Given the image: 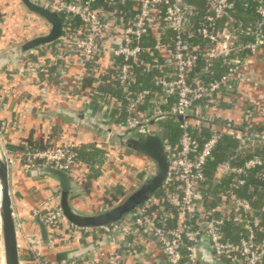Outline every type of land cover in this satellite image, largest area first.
Wrapping results in <instances>:
<instances>
[{
  "label": "built area",
  "instance_id": "obj_1",
  "mask_svg": "<svg viewBox=\"0 0 264 264\" xmlns=\"http://www.w3.org/2000/svg\"><path fill=\"white\" fill-rule=\"evenodd\" d=\"M30 1L56 12L62 29L52 42L9 51L24 78L52 68L62 99L72 104L65 77L75 67V82H89L82 87L84 110L94 111L88 103L96 95L107 101L91 120L107 129L103 142L116 137L126 145L129 137L155 134L167 161L159 188L111 223H71L60 190L53 193L37 214L46 238L24 236L36 264H77L41 257L44 241L52 242L63 223L84 235L120 236L135 251L141 240L159 245L160 264H264V82L250 71L264 46V0H129L123 8L118 3L125 0ZM256 111L261 119L254 121ZM167 121L178 127L175 141L163 133ZM228 139L235 141L231 151L211 164ZM79 146L67 141L25 149L24 170L51 166L69 174ZM133 151L151 164L146 180L155 163Z\"/></svg>",
  "mask_w": 264,
  "mask_h": 264
},
{
  "label": "crops",
  "instance_id": "obj_2",
  "mask_svg": "<svg viewBox=\"0 0 264 264\" xmlns=\"http://www.w3.org/2000/svg\"><path fill=\"white\" fill-rule=\"evenodd\" d=\"M48 26V21L28 10L22 0H0V56L45 33ZM10 57H0V155L10 157L9 190L20 264H36L37 258L26 248L24 236L41 232L37 214L44 212L60 186L57 178L39 172V168L24 170L25 149L55 148L71 141L100 150L92 159H77L69 172L72 187L69 204L83 214L102 212L131 192L147 176L151 164L116 137L109 143L103 142L107 129L91 120L98 118V112L105 111L107 101L96 95L88 103L94 111L84 110L87 103L81 96L82 87L89 82L84 80L82 85L75 82L71 77L77 71L75 67H70L65 77L68 90L74 94L73 103L68 104L61 97L52 68L36 78H24L19 72L21 63ZM250 71L256 80L264 82V46L257 51ZM240 90L249 96L260 95L259 90L245 87ZM224 114L235 119L238 115L233 110ZM258 119L261 116L256 111L254 121ZM129 244L120 236L84 235L80 229L63 223L57 237L52 242L44 241L40 252L49 263L75 258L77 264H160L159 245L141 240L135 251Z\"/></svg>",
  "mask_w": 264,
  "mask_h": 264
},
{
  "label": "water",
  "instance_id": "obj_3",
  "mask_svg": "<svg viewBox=\"0 0 264 264\" xmlns=\"http://www.w3.org/2000/svg\"><path fill=\"white\" fill-rule=\"evenodd\" d=\"M22 2L28 10L45 18L51 26L47 34L27 40L19 49L25 51L37 47L42 43L56 40L62 29L60 16L56 12L32 3L30 0H22ZM10 55L11 52L7 51L0 57L8 59ZM125 143L129 148L151 158L155 163L156 170L152 175H149L140 186L133 190L125 200L102 212L83 214L73 210L69 204V194L72 187L68 172L51 166H43L38 169L41 173L52 175L57 178L60 186V204L64 215L71 223L78 226H99L117 221L124 214L131 211L136 205L146 200L162 184L167 173V161L160 136L148 134L141 138L129 137ZM38 224L43 238H46V228L44 224L42 221H39ZM0 238L3 264H20L16 224L9 190L8 164L2 155H0Z\"/></svg>",
  "mask_w": 264,
  "mask_h": 264
},
{
  "label": "trees",
  "instance_id": "obj_4",
  "mask_svg": "<svg viewBox=\"0 0 264 264\" xmlns=\"http://www.w3.org/2000/svg\"><path fill=\"white\" fill-rule=\"evenodd\" d=\"M190 2L193 3H198L200 4V2L198 0H189ZM129 6V0H125V1H121L120 3H118V7H126ZM240 6V5H238ZM248 12V11H247ZM248 16V15H247ZM244 21L246 22L249 17L247 18H243ZM35 58V56L33 57ZM162 126V130L164 135L170 137V139L172 141L176 140V136L178 134V127L175 123L173 122H164L161 124ZM234 140L232 139H228V140H223L219 146H218V150L216 151V155L214 157V159L212 160L211 164H215L216 162L222 160L224 157L227 156V154L231 151L233 145H234ZM88 148H91L88 150ZM76 151V159H82V160H89L94 158L95 156L100 154V150L97 148H93L91 147V145H81L79 147H77L75 149ZM264 187V184H263Z\"/></svg>",
  "mask_w": 264,
  "mask_h": 264
},
{
  "label": "rangeland",
  "instance_id": "obj_5",
  "mask_svg": "<svg viewBox=\"0 0 264 264\" xmlns=\"http://www.w3.org/2000/svg\"><path fill=\"white\" fill-rule=\"evenodd\" d=\"M144 181H145V179H144L142 182H140V184H139L138 186H140ZM138 186H137V187H138ZM131 192H132V191H131ZM131 192H128L125 196H123L122 198H120V200H118V201L114 202L112 205L108 206V208H107L106 210H108V209H110L111 207H113V206H115V205L121 203L123 200H125V198H126ZM1 256H2V255H1V238H0V264H1Z\"/></svg>",
  "mask_w": 264,
  "mask_h": 264
},
{
  "label": "bare ground",
  "instance_id": "obj_6",
  "mask_svg": "<svg viewBox=\"0 0 264 264\" xmlns=\"http://www.w3.org/2000/svg\"><path fill=\"white\" fill-rule=\"evenodd\" d=\"M1 264H3L2 257H1Z\"/></svg>",
  "mask_w": 264,
  "mask_h": 264
}]
</instances>
